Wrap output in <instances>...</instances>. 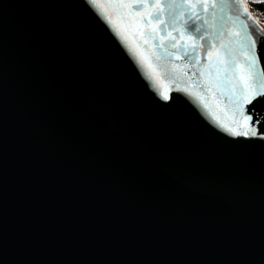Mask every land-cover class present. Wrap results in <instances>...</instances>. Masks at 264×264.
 <instances>
[{
    "label": "water",
    "instance_id": "water-1",
    "mask_svg": "<svg viewBox=\"0 0 264 264\" xmlns=\"http://www.w3.org/2000/svg\"><path fill=\"white\" fill-rule=\"evenodd\" d=\"M254 15L0 0V264H264V124L242 115L239 46L243 25L264 33Z\"/></svg>",
    "mask_w": 264,
    "mask_h": 264
},
{
    "label": "snow or ice",
    "instance_id": "snow-or-ice-1",
    "mask_svg": "<svg viewBox=\"0 0 264 264\" xmlns=\"http://www.w3.org/2000/svg\"><path fill=\"white\" fill-rule=\"evenodd\" d=\"M169 7H173L169 5ZM215 7V5H213ZM176 19L175 17L173 18ZM178 23H182L185 26V31L195 40H203L208 48H211L213 45L211 41L207 39V37L203 34L202 28L208 24L207 20H204L199 15H188L187 19L184 21H178ZM243 35L240 36L239 46H240V54L244 57L245 61L247 62V68L249 71V77L253 79L254 87H252V95L245 96L244 100L247 105H253L251 108L245 107L242 111V115H244L245 119H247L250 124L253 126L264 124V116L255 112L254 109V102L259 103L264 101V72H257L255 71L259 65L261 64L262 60H264V48L261 49L259 54L257 53V44L264 41V33H260L252 30L251 32L248 31V26L243 25ZM175 31H179L180 29L174 26ZM239 35V34H237ZM173 39H175L173 37ZM203 47V46H200ZM198 46L193 43L192 45V53L197 52ZM185 56H188L189 53L185 52ZM251 87V86H250ZM243 95V90H242ZM165 99H168L165 97ZM251 134L253 136L256 135L255 127L250 129ZM246 133H238V135H243ZM261 135H264V129H261Z\"/></svg>",
    "mask_w": 264,
    "mask_h": 264
},
{
    "label": "trees",
    "instance_id": "trees-1",
    "mask_svg": "<svg viewBox=\"0 0 264 264\" xmlns=\"http://www.w3.org/2000/svg\"><path fill=\"white\" fill-rule=\"evenodd\" d=\"M253 13L264 23V0H246Z\"/></svg>",
    "mask_w": 264,
    "mask_h": 264
},
{
    "label": "rangeland",
    "instance_id": "rangeland-1",
    "mask_svg": "<svg viewBox=\"0 0 264 264\" xmlns=\"http://www.w3.org/2000/svg\"><path fill=\"white\" fill-rule=\"evenodd\" d=\"M255 16H256V19L259 20L258 22L260 23L261 20H260V18L258 17V15L255 14ZM260 24L264 27V23H263V22H261Z\"/></svg>",
    "mask_w": 264,
    "mask_h": 264
},
{
    "label": "bare ground",
    "instance_id": "bare-ground-1",
    "mask_svg": "<svg viewBox=\"0 0 264 264\" xmlns=\"http://www.w3.org/2000/svg\"><path fill=\"white\" fill-rule=\"evenodd\" d=\"M254 18L256 19V16H255V15H254ZM256 21H259V20L256 19ZM258 23H259V22H258ZM260 23H261V22H260ZM260 25H261V24H260ZM261 26H262V25H261ZM262 27H263V26H262Z\"/></svg>",
    "mask_w": 264,
    "mask_h": 264
}]
</instances>
